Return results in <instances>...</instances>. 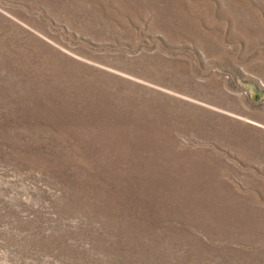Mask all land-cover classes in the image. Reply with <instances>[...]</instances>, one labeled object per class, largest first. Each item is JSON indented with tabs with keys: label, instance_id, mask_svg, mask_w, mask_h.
<instances>
[{
	"label": "rangeland",
	"instance_id": "obj_1",
	"mask_svg": "<svg viewBox=\"0 0 264 264\" xmlns=\"http://www.w3.org/2000/svg\"><path fill=\"white\" fill-rule=\"evenodd\" d=\"M0 264H264V0H0Z\"/></svg>",
	"mask_w": 264,
	"mask_h": 264
}]
</instances>
